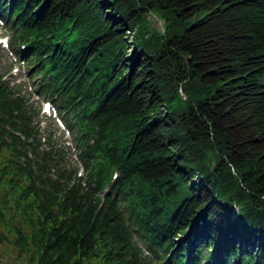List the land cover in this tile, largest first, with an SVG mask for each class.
Instances as JSON below:
<instances>
[{"label": "trees", "instance_id": "trees-1", "mask_svg": "<svg viewBox=\"0 0 264 264\" xmlns=\"http://www.w3.org/2000/svg\"><path fill=\"white\" fill-rule=\"evenodd\" d=\"M0 20L85 173L0 68V244L28 264H264V0H0Z\"/></svg>", "mask_w": 264, "mask_h": 264}, {"label": "rangeland", "instance_id": "rangeland-1", "mask_svg": "<svg viewBox=\"0 0 264 264\" xmlns=\"http://www.w3.org/2000/svg\"><path fill=\"white\" fill-rule=\"evenodd\" d=\"M153 21L154 22H152L151 26L161 28L160 21H155V20ZM10 35H11L10 32L7 29H5L2 25H0V40L3 37L9 39ZM2 46L4 45L0 43V68H2L4 72H6V78L8 79V81L17 83L19 87L22 89L23 93H25L26 96L30 97V103H32L34 106L43 105V102H45L46 98L38 95L36 89H32L33 82L28 74V66L26 64V61L24 63L19 57H16L14 53H11L9 48L3 49ZM28 57L29 56H27V58ZM34 82H38V79H35ZM44 120L45 122H47L46 119ZM53 128H55V132L58 131V127L54 126ZM58 137H59V141L62 140L64 144L70 148L66 150L69 159H72L70 161L69 167L75 166V168H77L78 166L79 174L82 173L83 172L82 163L80 158L78 157V150L75 147V141L72 135L64 128H60V130L58 131ZM0 264H28V263L23 262V260L21 259L16 258L14 251L9 247L7 243H4V244H0Z\"/></svg>", "mask_w": 264, "mask_h": 264}]
</instances>
